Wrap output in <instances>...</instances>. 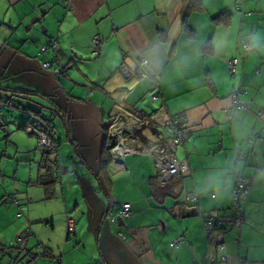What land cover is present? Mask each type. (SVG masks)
<instances>
[{
    "label": "crops",
    "instance_id": "1",
    "mask_svg": "<svg viewBox=\"0 0 264 264\" xmlns=\"http://www.w3.org/2000/svg\"><path fill=\"white\" fill-rule=\"evenodd\" d=\"M187 2L0 0V102L13 103L0 106V264H264V47L245 51L253 33L264 45V0H201L186 13ZM140 58L150 78L125 79L120 68ZM18 75L34 85L9 80ZM153 80L158 108L188 122L174 149L188 172L165 185L145 153L163 154L171 140L144 104ZM236 94L246 110L233 107ZM25 97L63 115L65 173L52 185L54 154L21 127L33 111ZM119 130L127 153L115 169L102 162L104 136ZM237 175L248 180L242 226L206 235L201 213L232 214Z\"/></svg>",
    "mask_w": 264,
    "mask_h": 264
},
{
    "label": "built area",
    "instance_id": "2",
    "mask_svg": "<svg viewBox=\"0 0 264 264\" xmlns=\"http://www.w3.org/2000/svg\"><path fill=\"white\" fill-rule=\"evenodd\" d=\"M93 46L96 48L99 44L97 39L92 40ZM52 48L55 49L57 46L56 42H52ZM47 48H42L41 53L46 52ZM250 49L247 48V51ZM236 60L229 62L230 71L233 75L236 73ZM44 69L50 67L49 63H44L42 65ZM121 75L125 79H136L141 81L146 77H150L148 70V61L146 59L140 58L134 60L131 67H122L120 70ZM154 87L156 88V81H153ZM153 101H158L159 97L157 94L152 96ZM234 108H246L245 105H241L238 101V94L235 95L232 101ZM27 123L24 126V131L28 135H34L38 138V146L44 151H49L51 153L58 154V141L56 140V134L53 130L51 122L41 115L27 114ZM152 123L157 126L165 127L171 136V140L168 143L167 151L163 154L155 153L149 149L145 150V153L152 156L157 170V181L160 185H165L173 177L185 174L188 172V164L186 160H178L174 155V149L176 145L184 143L185 140V129L188 127V122L185 114L178 113L175 115H170L166 112L164 107L158 109L151 116ZM117 144L111 150L112 155V165L115 169H121L124 166V157L127 150L124 145L123 130H119L117 133ZM56 177H59L65 173V170L61 167L59 160L56 159L54 162ZM248 183L244 177H237L234 191L232 193V214L231 215H221L212 211H207L204 214L201 213L203 220L204 232L206 235H210L215 228H239L244 222V217L241 213L240 204L242 200L247 198L248 195ZM185 201L187 202H198L196 196H186ZM11 203L19 206V201L15 198H11ZM131 215V206L129 204H123L120 208V216L122 218H129ZM67 222V234L73 235L74 233V222L70 219ZM221 236V235H220ZM217 235V238L220 239ZM182 238L175 240L172 245H177L181 242ZM19 242L21 240L18 239ZM220 250H224L225 247L221 243L219 245ZM211 259V258H210Z\"/></svg>",
    "mask_w": 264,
    "mask_h": 264
},
{
    "label": "trees",
    "instance_id": "3",
    "mask_svg": "<svg viewBox=\"0 0 264 264\" xmlns=\"http://www.w3.org/2000/svg\"><path fill=\"white\" fill-rule=\"evenodd\" d=\"M200 5H201V0H188V2H187V5H186V13L187 12H189L190 10H195V9H199V10H201V7H200ZM67 9V8H66ZM218 21V23L219 24H221V25H227L228 24V22H229V20H228V18H225V19H223V20H217ZM250 50L249 51H247V48L245 49V51H246V55H248L251 51H252V49H251V47H248ZM232 60H236V62H237V59H235V58H233ZM232 60H229L228 61V63H227V65H228V69L230 70V67H229V62L230 61H232ZM237 66V65H236ZM130 67H131V65H130ZM122 69V67L120 68V70ZM119 70V71H120ZM230 73H231V71H230ZM233 75V74H232ZM235 75H236V73H235ZM235 75H233V76H235ZM148 78H150L149 76L148 77H146V78H144V79H142L141 81H138V80H136V79H134L135 81H137V83L139 82H142L143 80H145V79H148ZM153 81H156V80H153ZM153 92H152V95H151V99H152V96L154 95V94H157V89H159V86H158V83H157V81H156V88L154 87V83H153ZM16 97H18V96H16ZM159 97V96H158ZM160 99V98H159ZM153 101V100H152ZM154 102H157V101H154ZM13 106V103L11 102V104H10V107H12ZM158 109H160V108H158ZM157 109V110H158ZM247 109V106H246V108H237V110H246ZM157 110H155L153 113H155ZM25 112V115H24V118H23V120H22V122H21V127H22V129H24V126H25V124L27 123V121H28V119H27V114L28 113H31V114H35V115H40V114H38V113H36V112H34V111H30V110H25L24 111ZM152 113V114H153ZM152 116V115H151ZM51 122V121H50ZM51 125H52V123H51ZM52 127H53V125H52ZM185 132H186V129H185ZM117 137H115V136H108V135H105L104 136V140H105V143L107 144L108 142H109V145H107L105 148H104V156H103V158H102V162H104V163H106V164H110L111 163V166H113L112 165V155H111V159H110V153H111V150L116 146V144H117V139H116ZM185 139H186V135H185ZM57 140V139H56ZM59 143V142H58ZM184 143H185V141H184ZM183 143V144H184ZM40 148V147H39ZM58 148H59V144H58ZM44 151V150H43ZM44 152H46V151H44ZM46 153H50L51 154V152H49V151H47ZM57 156H58V154L57 153H55ZM57 159V158H56ZM55 159V160H56ZM55 162V161H54ZM240 175H237V177H239ZM44 178H49L47 181H46V179H45V184L48 186V185H52L53 184V182L54 181H57V180H59L57 177H56V173H55V176L53 175H49V176H45ZM54 178V179H53ZM246 179V178H245ZM247 180V179H246ZM247 183H248V180H247ZM248 186V185H247ZM47 191V190H46ZM233 191H234V189H233ZM233 191H232V193H233ZM11 198L12 197H10V200H11ZM16 198V197H15ZM17 199V198H16ZM18 200V199H17ZM19 201V200H18ZM6 202H7V200H4L3 201V203H4V205L6 204ZM23 202H25L26 203V200L25 201H23ZM20 204H21V201H19V206H20ZM6 205H13V206H15V207H19V206H16V205H14V204H12L11 202H8ZM231 205H232V203H231ZM66 227H67V222H66ZM218 229V230H217ZM221 229H223L222 227H217V228H215L214 229V231L215 230H217L218 232H219V230H221ZM74 233H75V229H74ZM73 233V234H74Z\"/></svg>",
    "mask_w": 264,
    "mask_h": 264
},
{
    "label": "rangeland",
    "instance_id": "4",
    "mask_svg": "<svg viewBox=\"0 0 264 264\" xmlns=\"http://www.w3.org/2000/svg\"><path fill=\"white\" fill-rule=\"evenodd\" d=\"M3 67H5V64H3V63L0 62V68H3ZM0 72H1V69H0ZM46 72H49V71H47V69H46ZM24 77H25L24 75H18V76H15L13 78H10L9 80L10 81L13 80L11 82H14V83H24L25 86H32V85H34V83H33L34 80L33 79H26ZM32 99H34V98H32ZM37 99H39V98H37ZM37 99H34L35 101H33V100H31L30 97H25L24 99L20 98V100L23 101L24 105H27V106L28 105H33V111L38 112V113H41L49 121H51L57 138H58V136H61V135L66 136L68 134V132H67V130L65 128V125L63 124V122L61 120L62 119L61 117L63 115L62 114H59L55 110H52L53 112L51 110H49L48 108L50 107V105L46 102V100L44 98H43L44 99L43 101L45 102V104L43 105V107L34 106L35 105V102L36 103H39L37 101ZM144 104L148 107V110H151L149 108V105L154 106L155 110L158 108L157 104L154 101H152L151 95L149 96V94H147V97L144 98ZM23 133L26 136H32V137H34L35 140H36V144H37L38 138L36 136H34V135H28L24 131V129H23ZM59 148H60V146H59ZM59 148H58V152H59ZM51 154H54V153H51ZM54 155H51V156L54 157V159H56L58 156L60 158V155H62V153L60 155H58V156L56 154H54ZM35 188L36 187H30L29 189L33 192V190H35ZM95 240H96V237H95ZM106 257L112 259V254H107ZM112 264H116V263L113 262Z\"/></svg>",
    "mask_w": 264,
    "mask_h": 264
},
{
    "label": "clouds",
    "instance_id": "5",
    "mask_svg": "<svg viewBox=\"0 0 264 264\" xmlns=\"http://www.w3.org/2000/svg\"><path fill=\"white\" fill-rule=\"evenodd\" d=\"M250 47L252 49H258L260 47H264V45H262L261 42H260L259 34H257V33L251 34V37H250Z\"/></svg>",
    "mask_w": 264,
    "mask_h": 264
},
{
    "label": "water",
    "instance_id": "6",
    "mask_svg": "<svg viewBox=\"0 0 264 264\" xmlns=\"http://www.w3.org/2000/svg\"><path fill=\"white\" fill-rule=\"evenodd\" d=\"M10 104H11L10 101H9V102L5 101V103H4V102H0V106H2V107L10 106ZM36 113H38V112H36ZM38 114H40L41 116H43L41 113H38ZM43 117H45V116H43ZM45 118H46V117H45ZM46 119H47V118H46Z\"/></svg>",
    "mask_w": 264,
    "mask_h": 264
}]
</instances>
